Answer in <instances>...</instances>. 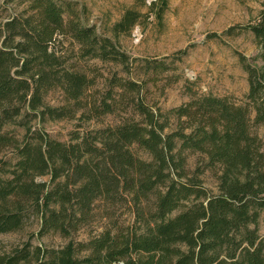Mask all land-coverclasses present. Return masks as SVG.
Here are the masks:
<instances>
[{
	"label": "trees",
	"instance_id": "trees-1",
	"mask_svg": "<svg viewBox=\"0 0 264 264\" xmlns=\"http://www.w3.org/2000/svg\"><path fill=\"white\" fill-rule=\"evenodd\" d=\"M9 1L23 7L0 21V233L20 230L32 211L41 219V234L71 239L50 249L25 243L0 252V264H264V149L257 130L264 126V10L243 26L255 36L261 61L241 56L246 102L192 95L168 111L180 123L167 132L168 118L161 121L162 113L132 96L141 90L136 80L116 74L101 99L87 101L95 79L73 69L56 47L69 37L82 58L129 72L130 56L111 37L57 0ZM149 8L162 22L168 0H154ZM141 16L127 10L114 32L131 31ZM52 91L62 94L61 104L47 103ZM128 100L141 119L77 133L70 142L29 125L34 118H72L80 110L100 117ZM11 124L26 128L22 140L7 129ZM187 151L218 167L217 193L204 186L202 167L189 171ZM44 176L49 179L37 180ZM100 201L131 203L134 222L74 240Z\"/></svg>",
	"mask_w": 264,
	"mask_h": 264
},
{
	"label": "rangeland",
	"instance_id": "rangeland-1",
	"mask_svg": "<svg viewBox=\"0 0 264 264\" xmlns=\"http://www.w3.org/2000/svg\"><path fill=\"white\" fill-rule=\"evenodd\" d=\"M64 7L72 6L79 17L89 25L96 26L102 36L111 37L130 56V70L120 64L103 62L99 59L82 58L77 43L69 37H62L56 47L73 69L86 71L95 79L88 92V100L101 99L110 87V79L118 77L136 80L140 93L132 94L148 107L162 113L161 121L168 118L166 131L179 127V119L168 111L187 102L192 95L213 94L227 97L243 104L249 92L248 73L241 63V56L247 61L261 64L257 59L258 46L255 36L243 28L255 21L264 10V0H168L163 21L150 11L154 0H57ZM23 5L9 0H0V21L22 9ZM137 10L143 16L128 32H114V25L124 13ZM236 27L234 32H228ZM217 36H213L214 34ZM117 98L119 96L115 94ZM130 99V98H128ZM63 96L59 91L50 92L46 101L52 106L61 104ZM77 112L75 117L63 119L38 118L31 120L32 130L39 129L51 137L70 142L73 137L107 126H115L125 119L141 116L135 111L133 102L118 104L115 113L100 117ZM20 140L26 128L11 124L7 127ZM263 141L264 126L258 127ZM11 155V150H8ZM141 153V151H139ZM187 168L190 172L198 166L204 169L199 176L211 192H218V167L206 166V158L200 153L186 152ZM49 176L37 180H48ZM135 215L129 202L114 206L100 201L95 206L88 222L73 234L76 241L87 240L105 228L127 227L134 222ZM41 219L29 211L24 226L14 232L0 233V252H11L25 243L42 249L59 248L70 241V237L58 232L40 233ZM260 234L264 237V210L260 216Z\"/></svg>",
	"mask_w": 264,
	"mask_h": 264
}]
</instances>
